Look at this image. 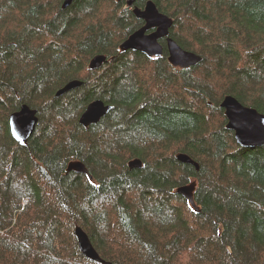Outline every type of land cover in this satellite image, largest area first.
I'll return each mask as SVG.
<instances>
[{
    "label": "trees",
    "instance_id": "1",
    "mask_svg": "<svg viewBox=\"0 0 264 264\" xmlns=\"http://www.w3.org/2000/svg\"><path fill=\"white\" fill-rule=\"evenodd\" d=\"M153 1L199 63L121 51L144 23L126 0H0V264H264V146L239 145L221 107L264 114V0ZM95 99L113 108L82 126ZM25 104L39 122L22 145L9 118ZM193 182L191 203L177 189Z\"/></svg>",
    "mask_w": 264,
    "mask_h": 264
},
{
    "label": "water",
    "instance_id": "2",
    "mask_svg": "<svg viewBox=\"0 0 264 264\" xmlns=\"http://www.w3.org/2000/svg\"><path fill=\"white\" fill-rule=\"evenodd\" d=\"M74 0H63V7H68ZM136 0H126L128 6H133V13L144 24L131 33L121 44V51H138L150 58H160L165 51L168 54L169 62L175 67L189 68L202 59V56L194 51L183 48L172 36L174 20L163 13L153 0H148L143 8L134 6ZM166 39V46L161 39ZM107 61L105 54H97L90 61L92 69L100 68ZM82 81L74 79L60 88L56 95L60 96L70 92L82 85ZM227 118L226 128L233 131L237 143L245 148L264 146V114L257 108L243 104L237 97L227 95L221 102ZM113 108L102 99L91 101L82 112L79 123L89 127L97 124ZM39 122L38 110L28 105H23L20 110L13 112L9 118V126L12 137L20 144H26L31 135L35 132ZM177 159L186 164H192L197 169L199 164L187 153H179ZM143 161L134 158L129 161V167L140 168ZM68 170L87 172V167L82 161H73L69 164ZM91 178V176H89ZM195 183L182 185L177 192L193 202V191ZM75 235L81 252L88 259L99 263L105 262L93 245L87 232L76 226ZM109 264L108 262H105Z\"/></svg>",
    "mask_w": 264,
    "mask_h": 264
},
{
    "label": "flooded vegetation",
    "instance_id": "3",
    "mask_svg": "<svg viewBox=\"0 0 264 264\" xmlns=\"http://www.w3.org/2000/svg\"><path fill=\"white\" fill-rule=\"evenodd\" d=\"M136 2H137V0L135 1V3H134V6L136 5V6H139V7H141V8H143V7H144V6L142 7V6H140V5H137V4H136ZM130 7H131V8H132V10H133V6H130ZM136 18H137V17H136ZM137 19H138V18H137ZM141 20H142V19H141ZM143 24H144V23H143ZM92 101H93V100H92ZM103 101H104V100H103ZM104 102H105V101H104Z\"/></svg>",
    "mask_w": 264,
    "mask_h": 264
},
{
    "label": "rangeland",
    "instance_id": "4",
    "mask_svg": "<svg viewBox=\"0 0 264 264\" xmlns=\"http://www.w3.org/2000/svg\"><path fill=\"white\" fill-rule=\"evenodd\" d=\"M19 143V142H18ZM90 176V175H89Z\"/></svg>",
    "mask_w": 264,
    "mask_h": 264
},
{
    "label": "bare ground",
    "instance_id": "5",
    "mask_svg": "<svg viewBox=\"0 0 264 264\" xmlns=\"http://www.w3.org/2000/svg\"><path fill=\"white\" fill-rule=\"evenodd\" d=\"M225 112V111H224Z\"/></svg>",
    "mask_w": 264,
    "mask_h": 264
}]
</instances>
